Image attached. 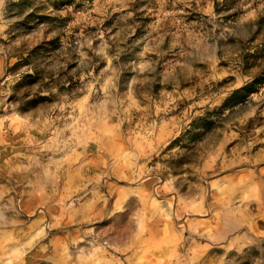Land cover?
<instances>
[{
  "label": "rangeland",
  "instance_id": "obj_1",
  "mask_svg": "<svg viewBox=\"0 0 264 264\" xmlns=\"http://www.w3.org/2000/svg\"><path fill=\"white\" fill-rule=\"evenodd\" d=\"M0 264H264V0H0Z\"/></svg>",
  "mask_w": 264,
  "mask_h": 264
},
{
  "label": "trees",
  "instance_id": "obj_2",
  "mask_svg": "<svg viewBox=\"0 0 264 264\" xmlns=\"http://www.w3.org/2000/svg\"><path fill=\"white\" fill-rule=\"evenodd\" d=\"M260 81L258 80V79H254L253 81H252V83L251 84H247L244 88H243V90H248L249 92H252L251 90H253V89H251L252 87V85H253V83H259Z\"/></svg>",
  "mask_w": 264,
  "mask_h": 264
},
{
  "label": "bare ground",
  "instance_id": "obj_3",
  "mask_svg": "<svg viewBox=\"0 0 264 264\" xmlns=\"http://www.w3.org/2000/svg\"><path fill=\"white\" fill-rule=\"evenodd\" d=\"M198 189H196V191H197Z\"/></svg>",
  "mask_w": 264,
  "mask_h": 264
}]
</instances>
